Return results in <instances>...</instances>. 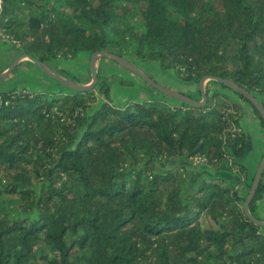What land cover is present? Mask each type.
Returning <instances> with one entry per match:
<instances>
[{
    "label": "trees",
    "instance_id": "16d2710c",
    "mask_svg": "<svg viewBox=\"0 0 264 264\" xmlns=\"http://www.w3.org/2000/svg\"><path fill=\"white\" fill-rule=\"evenodd\" d=\"M0 6V33L44 64L128 52L186 84L228 80L264 108V0ZM52 80L43 91L0 93V264H264V226L248 219L236 189L247 178L249 146L233 96L250 105L264 133L248 100L210 81L221 91L206 88L204 105L157 92L161 98L117 107L112 84L133 82L100 67L89 90ZM185 96L201 100L199 90ZM196 156L209 171L185 196L178 169L155 170L161 159ZM263 192L264 171L248 207L259 221Z\"/></svg>",
    "mask_w": 264,
    "mask_h": 264
},
{
    "label": "rangeland",
    "instance_id": "374dc122",
    "mask_svg": "<svg viewBox=\"0 0 264 264\" xmlns=\"http://www.w3.org/2000/svg\"><path fill=\"white\" fill-rule=\"evenodd\" d=\"M136 6L139 8L138 4ZM132 18L134 22H137L138 16L136 14L132 13L131 19ZM0 43L7 44L6 46L10 45L6 47V50L0 51V68L5 66V64H7V62L11 59V58L10 59L6 58L7 52H13L14 60L9 64V68H11L14 62L17 60V58H19L23 53L20 50L14 48L16 47L15 44L9 42L8 38L2 35L1 33H0ZM91 57L92 56L88 54L81 53L76 58H72V59L64 60L61 58H57L55 60L48 62L47 64H45V66L49 72L61 76L63 79H66L67 81L70 80L65 78L66 77L65 73L71 74L72 76L78 79H80L81 76H84L86 79L85 82H87V84H83L80 86H87L92 82L91 79L92 65L93 68L100 67V74L103 76L113 75L112 74L113 71L119 73L118 76H121L122 78H125L127 80H131L133 82V85L122 86V85H117L116 83L112 84L111 95H110L111 101L112 104L117 107H124L127 104L129 105L136 102H144L146 100L153 99V97L150 96L149 92L152 93L155 92L154 93L156 94L155 99H157L159 96L160 98L162 97L161 95L158 96L157 93L158 91L149 87L140 77H138L132 71L120 65H117V63L114 64L112 61H110L109 58H102L100 61H96V57L94 58ZM122 57L128 60L131 64H133L140 72L145 74L155 84L172 93L190 95L192 93L196 94V91L198 90V84L196 85V84L184 83L177 77L175 70H168V71L160 70L156 62L147 61V60L144 61L137 60L128 52L124 53ZM41 80H46L47 82H54L38 66H36L31 61L28 63L19 62L9 73V75L0 79V93H3L4 91H8L11 89H16V90L25 89L27 91H36L37 89L36 85L40 83ZM204 87H205V91L206 88H209L210 90L216 89L221 91V88H219L218 85L210 81L205 82ZM58 88H60L59 90H65L64 88H62V86H58ZM48 91H53V90H48ZM56 91L57 90H55V92ZM167 98H168L167 99L168 102L175 104L178 103L177 101L171 99L170 97ZM233 98L236 99V101L240 106L241 104H244L250 107L248 103L240 100L239 98L235 96H233ZM243 115L244 117L242 119L244 120V122H246V116L244 113ZM252 115L254 116V118H256L253 111H252ZM256 121L258 122L257 118ZM261 132L264 136L262 129ZM174 169H178L183 176V193H182L183 196L191 192L192 191L191 188H195L197 184H200L201 180L206 178L207 173L209 171V168L205 166V162L204 163L199 162L195 164L190 160H186L181 157H176L171 160L161 159L155 165V170L157 172L165 173L166 171L174 170ZM233 170L234 172H236L237 169L234 168ZM252 180H250V186ZM249 189L250 188H248V191ZM243 203L244 201L242 202V206Z\"/></svg>",
    "mask_w": 264,
    "mask_h": 264
},
{
    "label": "water",
    "instance_id": "95a60500",
    "mask_svg": "<svg viewBox=\"0 0 264 264\" xmlns=\"http://www.w3.org/2000/svg\"><path fill=\"white\" fill-rule=\"evenodd\" d=\"M0 14H1V6H0ZM96 57V61H100L102 58H109L110 60L114 61L115 63H117L118 65L132 71L134 74H136L138 77H140L149 87L155 89L156 91L160 92L161 94H163L164 96L176 99V100H180L183 102H186L188 104L194 105V106H200V105H204L205 101H206V93H205V87H204V83L207 81H214L217 82L218 84H221L222 86L234 91L235 93L243 96L246 100H248L257 110L258 114L260 115L261 119L264 122V108L263 106L260 104V102L251 94L249 93L247 90H245L244 88L238 87L236 85H233L230 81L225 80V79H221V78H216V77H206L200 80V82L198 83V90L200 92V96H201V100L200 102H196L194 100H192L191 98L183 95V94H179V93H172L160 86H158L157 84H155L152 80H150V78H148L145 74H143L142 72H140L133 64H131L128 60L118 57L114 54H110L106 51H101L98 54L92 56L91 58ZM22 58H26L28 60H30L32 63H34L36 66H38L49 78H52L58 82H60L61 84H63L64 86L71 88V89H75V90H89L92 89L97 82V71L98 68H93V65L91 66V79L92 82L87 85V86H80L78 84H75L71 81H67L66 79H63L61 76H58L54 73L49 72L46 69V66L44 63L29 57L25 54H22L19 58H17V60L14 62L13 66L11 68H8L4 73L0 74V79L6 77L7 75H9V73L13 70V68L19 63V61ZM93 61V60H92ZM93 63V62H91ZM264 171V153L262 155V158L259 162V165L254 173V177L250 186V189L248 191V194L244 200L243 203V211L245 213V215L248 217V219L253 222L256 225L259 226H264V221H259L254 219L250 214H249V203L251 202V200L253 199L256 190L258 188L260 179L262 177Z\"/></svg>",
    "mask_w": 264,
    "mask_h": 264
},
{
    "label": "crops",
    "instance_id": "0c3cea01",
    "mask_svg": "<svg viewBox=\"0 0 264 264\" xmlns=\"http://www.w3.org/2000/svg\"><path fill=\"white\" fill-rule=\"evenodd\" d=\"M7 44L0 43V51L6 50ZM4 57V55H3ZM6 58H11L5 66L0 68V74L4 73L8 68L9 64L14 60V53L13 52H7ZM19 62L21 63H28L30 60L26 58H22ZM116 70V69H113ZM113 75H118L119 73H116L115 71L112 72ZM52 82H47L46 80H41L40 83H38L36 91H43L46 89L47 86H50ZM35 86V87H36ZM194 92V91H191ZM151 97H155V92H149ZM148 93V94H149ZM193 94V93H192ZM242 107V115L240 118V124L242 128V132L245 134L246 142L249 146V152L247 154V158L245 160V164L247 167V178L246 180L241 181V184L239 186H236V189L238 190V193L241 197L247 196L248 192V185L250 184V180L253 177L259 162L262 158V155L264 153V136L261 132V129L259 127L258 122L256 121V118L252 115L251 108L241 104ZM243 113L246 116V122L242 119L244 117ZM246 198V197H245ZM257 213L259 217L264 220V192L261 200L257 204Z\"/></svg>",
    "mask_w": 264,
    "mask_h": 264
},
{
    "label": "built area",
    "instance_id": "2783aa9c",
    "mask_svg": "<svg viewBox=\"0 0 264 264\" xmlns=\"http://www.w3.org/2000/svg\"><path fill=\"white\" fill-rule=\"evenodd\" d=\"M190 161L197 164V163H204L205 162V159L201 156H196V157H192L190 158Z\"/></svg>",
    "mask_w": 264,
    "mask_h": 264
}]
</instances>
